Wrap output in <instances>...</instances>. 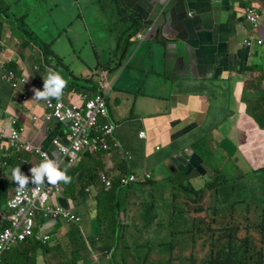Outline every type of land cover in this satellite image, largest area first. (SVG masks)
Returning <instances> with one entry per match:
<instances>
[{
  "label": "crops",
  "instance_id": "crops-1",
  "mask_svg": "<svg viewBox=\"0 0 264 264\" xmlns=\"http://www.w3.org/2000/svg\"><path fill=\"white\" fill-rule=\"evenodd\" d=\"M60 1L64 6L65 3L70 6L60 13L61 21L64 22V29L60 30L68 33V46L61 47H64V51L70 56L69 65L61 62L62 50L56 49L51 50L50 58H47L49 67L46 63L45 68L40 69V56H37L39 51L33 50L31 53L23 51L20 40L5 39L3 36L5 28L0 18V62L5 69L2 70V73L0 72V232L7 227L6 204L13 196L16 183L8 178L11 176L12 169L19 167L22 173L30 176L31 167L37 166L35 157L18 154L12 148L10 144L12 130L24 128L19 142L44 150L54 160L58 159V152L52 141L57 139L63 145H68L70 142L68 125L61 124L56 119L48 120L46 118L48 101L35 100L32 89L19 87L14 90L11 84L20 77H24L32 81L34 88L38 87L43 90V78H46L49 70L54 69L55 63H59L67 67L69 79L79 73V78H76L81 80V86L83 85L86 91H96L95 80L90 78L92 66L94 64L98 66V61L102 63V60L107 61L114 57L119 62V52L123 47L122 36L115 35L112 40H108L105 45L99 47L90 34L87 35L84 31L74 28L84 22L87 17L96 18L88 8L95 0ZM123 1L131 12L140 13V8L135 4L138 0ZM185 1L191 8L188 12H193L195 15L190 18L191 21L187 20L188 13L187 17H183L179 15L181 11L168 10L163 23H161L160 31L162 35L175 31L187 41L188 38L194 37V33L190 32L192 27L189 22L197 23L201 29L206 31V35L203 40L201 38L197 40L199 43L195 46L196 54L194 56L202 57L195 59L197 61L185 58V65H190V68L185 71H172L170 65L159 61L158 54L163 49L160 42H167V39L159 34L157 38H154L155 44L152 45V51L150 45V52L155 57V61L148 62L147 68L144 70L146 80L141 83V75H125L124 68L127 62H124L125 57L124 54L122 55V66L118 70L112 71V75L116 73L121 76L119 82L115 85L109 75L112 83L104 84L102 91L99 92L106 95L108 108L106 121L115 125L111 149L100 155H91L89 150L82 152L73 169H63L71 180L69 183L62 182L60 195L52 199L53 206L65 208L79 217L81 222L67 223L68 227H64L65 224L57 221H45L38 218L36 233L39 236H49L52 241L43 245L40 241L34 240V243L31 242L32 244L22 245L6 255L3 264H64L63 262L70 264L71 256L67 258L64 251L61 250V246L70 233L69 229L74 228L71 231L74 233L77 231L78 234H82L84 239H89L91 230L93 231L95 228V226H91V220L99 211L100 199H105L108 201L109 208L112 207L102 212L103 217L107 218L113 210L119 208L118 194L122 189L121 186L123 188L133 186L130 184L124 187L123 184H119L121 177L131 175L140 181L146 174L152 175L151 171H155L157 178H161L164 183L163 186L158 185L162 180L158 182L154 177L152 187L143 188L148 203L150 198L162 202L164 196L165 200L167 197L172 200V196L175 194L174 190L177 189L172 181L173 177L176 181H190L192 184H199L201 179H204L203 176H206L210 170L203 165L201 157L192 153V145L196 143L199 150L197 152H201L200 142L204 136L209 133L220 135L217 132L220 129L223 130L226 124L227 126L234 125V128H237L234 129L235 131H247L249 141L245 140V147L247 146L245 150V147L241 150L236 144L235 146L238 148L236 153L224 154L221 168H217L214 179L206 181V185L208 183L217 184L218 191L227 189L229 193L238 189L241 177L235 176L237 168L233 161L240 159L243 152L245 153L244 157L252 166L251 170L255 178L252 186L258 185L263 180L261 170L264 168V121L258 120L259 124L254 122L255 127L247 129L242 128L241 124L243 125L244 121L242 112L249 109V104H244L242 100H247L252 95L256 99L251 98V106L255 107L264 119V81H261L264 78V46L253 44L247 49V46L244 45L245 39L264 36V0ZM109 2L111 3L110 0ZM246 4L258 7L261 13L260 26L254 27L246 20L244 10ZM53 7L58 8V4L55 3ZM86 29L89 31L87 26ZM199 35L202 37V34ZM89 40L88 56L85 58L79 56L81 43L86 44ZM149 55L143 56L141 60L149 58ZM212 58L222 59L216 65L211 61ZM10 59L16 63L18 68L16 76L8 71L7 61ZM74 65L76 67L72 69ZM161 69H167L170 72V75L166 74V79H170L169 82L172 84L171 87L169 86L167 97H162L157 93V88L151 86V79L154 76L149 78L152 74L161 72ZM72 79L74 80V77ZM63 93L65 94H62L59 100L52 99L51 101H60L68 107H79L80 103L83 105L80 92L74 93L73 89H64ZM23 97H27V100L24 101ZM163 102L165 107L166 102L168 105L165 111L161 109ZM259 102H261L260 105ZM238 110H240L239 114ZM233 116H238V118H232ZM236 121L239 126L237 123L235 124ZM231 122L232 124H230ZM184 125L186 128L181 129ZM187 128L192 129L191 135L190 131L184 134V129ZM141 132L148 135L146 139L140 138ZM231 132L234 131L230 130ZM226 136L229 135L226 134ZM229 137L233 139L231 136ZM253 151L259 152L260 155L254 156ZM178 152L189 154V157L183 159L181 155V159L178 161L179 159L175 158L178 156ZM260 156L262 159H259ZM165 167L169 170V176L164 174ZM90 175H93L94 178L89 177ZM179 175H183V177H178ZM221 175H223V179H221ZM103 178L112 182L110 191L106 189ZM226 179L230 181L228 184H225ZM89 181L93 182L87 184L86 182ZM29 185L34 184L29 181ZM252 186L250 188L255 196L256 190H253ZM128 194L129 192L125 193L124 197H127ZM246 195H250L249 192ZM127 211L128 207L125 206V219ZM136 216L138 222L144 224L150 220L146 212L138 213ZM156 220L157 218H153V222ZM103 223L106 226L111 225V222L103 219L101 227ZM185 227L184 224H176L172 230L170 226L157 229L156 237L163 235V239H158L157 243L168 239L172 235L171 231L184 230ZM77 228L79 231L76 230ZM124 232L126 231L124 230ZM60 236L62 237L60 238ZM111 239L107 242L108 246L119 245L118 242H115L114 236ZM97 251L98 249L95 247L94 253L84 254V260L89 259L82 260L80 264H99L100 258H97L99 253H96ZM111 252L115 253L116 250ZM60 253L62 254L60 255Z\"/></svg>",
  "mask_w": 264,
  "mask_h": 264
},
{
  "label": "rangeland",
  "instance_id": "rangeland-1",
  "mask_svg": "<svg viewBox=\"0 0 264 264\" xmlns=\"http://www.w3.org/2000/svg\"><path fill=\"white\" fill-rule=\"evenodd\" d=\"M37 0H24L22 3L23 7L20 11H15L14 17L16 18V26L20 27L22 25L21 19L24 20L27 19L32 11L33 8H37L35 5ZM47 4L51 6L52 14L51 18L54 23L55 31L54 34L57 36L59 33V39L56 40V44L53 46L50 45V50H62V55L65 59H69V54H67L64 51V47L61 46H68V39H67V32H62L60 29H64L63 23L61 21L60 13L63 9L69 8L70 6H65L61 3L60 0H46ZM39 3V2H38ZM57 3L58 8H54L53 5ZM88 8L92 11V13H96L99 15L98 18L91 19L90 17H87L84 22H81L79 26H75L78 31H84V25L87 26L90 35L100 42V44L103 46L106 44L108 40H112V38L115 37V35H119L118 37H123L122 46L125 47L127 44V40L130 35H134L138 30H141L143 25L140 19L134 17L132 20H127L124 22L122 20L123 17H121L116 9L115 4L110 3L109 0H95L92 5H89ZM128 12H130L129 8ZM45 11V10H44ZM47 15H50L49 10L46 11ZM133 14L132 12H130ZM7 15L12 16L9 12H7ZM135 15V14H133ZM20 16H22L20 18ZM135 20H138V23L135 22ZM25 26V25H24ZM26 27V26H25ZM143 31H145V28H143ZM148 31V30H147ZM258 37V36H257ZM150 53V42L149 39H147L144 42H141L140 40L137 43H132L128 48V56H131V62L130 66L126 70L125 75L130 74L134 76H138L137 74H140L138 71V64L141 58L147 57ZM65 55V56H64ZM48 58L49 55L47 56ZM170 70V69H169ZM166 74L170 75V72L167 69H161V72L158 76H154L152 80V85L155 89L157 88V93L160 94L162 97H167L169 95V81L166 79ZM209 80V79H208ZM144 77L141 79V83H143ZM210 81V80H209ZM260 81V80H259ZM261 81H264V78L261 79ZM211 82V81H210ZM213 83V82H212ZM251 98H254V96H249L247 100H242L244 104H249L248 111L245 109L242 112V116L247 117L246 121H243V125L241 124L242 128H254V122L259 124L258 120L264 121L262 116L259 114V112L255 109V107H252L251 104ZM256 99V98H254ZM255 104V102H254ZM261 102H259V105ZM167 102L166 107L164 106V102L162 104L161 109L165 111L167 109ZM238 110V114H239ZM236 114V113H235ZM233 116L232 118H234ZM231 118V119H232ZM235 118H238L236 116ZM229 120V118H227ZM237 121L235 122V124ZM189 124V123H188ZM232 124V122L230 123ZM238 124V123H237ZM239 126V124H238ZM186 128V125H184L181 129ZM234 125L233 126H227V124L223 127V130L220 129L219 132H217L220 135H215L216 133H209L206 136H204V139L200 142L201 143V152H197L198 145L194 143L192 145L191 151L194 155H197L202 158L203 165L210 170V172L203 176L204 179H201L199 182L200 187H204L206 181H211L214 179L217 168H221V163L224 158V154H229L230 152L236 153L238 151L237 146L242 150L243 147H245V140L247 138L246 131H235ZM230 130H233L234 132L230 133ZM191 135L192 129L187 128L184 129V134L189 133ZM221 132V133H220ZM228 134L233 139H230L229 136H226ZM215 135V136H214ZM237 146H235L236 144ZM246 147L244 148V150ZM243 152V151H242ZM254 156L260 155L259 152L253 151L252 152ZM18 154H24V153H18ZM28 155V154H27ZM32 156V155H31ZM245 153L241 154L240 159H235L233 161L234 166L236 169L235 176H240L245 181H243V186H248V190L250 195L244 194V192H241V195H238L237 201L243 200L246 204L240 205L237 204L235 206L239 205L240 212L243 211L247 215L250 216L253 220L255 218L257 220H260L262 217V211H264V205H261L259 202L264 200H261L259 197H253V192L250 191L252 186L254 184L253 179V172L251 170L252 166L248 163L246 158L244 157ZM259 159H262L260 156ZM171 160V159H170ZM172 163V160H171ZM77 163L69 164L67 163L66 167H68L70 170L73 169ZM63 169H66L65 167ZM164 174L166 176H169V170H167V167H165ZM68 170V169H66ZM64 171V170H63ZM152 176L157 178V173L155 171H151ZM105 176V175H104ZM89 177L94 178L93 175H90ZM178 177H183V175H179ZM163 179L165 177H162ZM104 179V178H103ZM221 179H223V175H221ZM174 183L177 184L175 178L173 177L172 180ZM164 181L162 180L158 185H162ZM188 184V183H186ZM163 186V185H162ZM213 188V187H212ZM214 189V188H213ZM253 190H258V185L252 186ZM128 198L124 197L125 193H128ZM222 193V191H219ZM224 196L223 194H221ZM261 196V195H259ZM173 201L169 200L168 197L165 200L162 198V202L154 201L152 198H150V201L146 200L145 194L143 192V186L142 185H134L129 188H122L118 194V210H113L112 214L104 218L103 217V211L106 209H109L108 201L105 199H100V205L98 208V212L95 214V217L93 220H91V226H95L93 231L90 232V238L87 239V241H94L97 238H99V234L101 233V230H106L107 233H112L115 235V242H118L119 245L117 246L116 252L112 253L115 249V247H110L107 245V242L110 241L108 238H103L102 240L95 241L94 246L98 249L96 253H98V257L102 261L100 264H146V257L143 251L146 250V255L148 251H152L153 254L155 251H157L160 246L157 244L158 239H163V235L159 236L158 238L155 235V232L157 229H161L163 227H169V222L171 218V214L173 212ZM248 205V206H247ZM125 206L128 207L127 216L126 219L124 217V209ZM131 206H133L131 208ZM146 212V215L148 216V219L150 218L149 222L147 224H144L142 222H138V219L136 218L138 213ZM246 215V217H247ZM200 217V216H199ZM199 217L196 218V222L198 221ZM153 218H157L155 222H153ZM106 220L111 222L113 219V222L115 224L117 223V227H113L112 225L106 226V224L103 223L101 227L102 220ZM193 218L190 221V224L193 223ZM253 220L251 222H253ZM127 223V224H126ZM108 224V223H107ZM98 226L100 227L98 229ZM64 227H68V225H64ZM107 227H109V232L107 230ZM129 229L131 231L124 232V228ZM74 228H70V233L68 234V237L64 244L61 246V250L64 251L65 256L69 258L71 256V262H73L72 255L75 252V248L73 247V241L76 237V239H80L79 234L77 232L74 233ZM114 231L116 232L114 234ZM82 235V234H81ZM62 236H60L61 238ZM146 237V238H145ZM171 237V236H170ZM169 237V238H170ZM58 239V241L60 240ZM86 240V239H85ZM112 240V239H111ZM60 242V241H59ZM61 245V244H60ZM259 246H261L260 249L264 250V242L259 239ZM127 249H131L132 251H127ZM89 247H87L86 252H82L80 261L84 260L83 255L89 254ZM53 254V252L51 251ZM62 253H60L61 255ZM117 255H119V260L117 259ZM87 258L86 260H88ZM84 260V261H86ZM208 260V258H207ZM149 262H152V264H167L168 260L167 258H156V257H149ZM64 264H67L63 262Z\"/></svg>",
  "mask_w": 264,
  "mask_h": 264
},
{
  "label": "trees",
  "instance_id": "trees-1",
  "mask_svg": "<svg viewBox=\"0 0 264 264\" xmlns=\"http://www.w3.org/2000/svg\"><path fill=\"white\" fill-rule=\"evenodd\" d=\"M110 1L112 4H115L117 12L121 17H123L122 20L124 22H126L127 20H132L134 17L141 20V14L132 12L133 14H135L133 15L130 13L131 11L128 12V9L124 5L123 0ZM135 22L138 23V20H135ZM140 31L141 30H138L134 35L129 36L127 44L119 52V62L115 57L110 58V60L107 61L102 60V63L98 61V66H96L97 64H94L91 68L90 78L94 79L95 82H98L99 75L104 71L118 70V68L122 66V55L124 54L125 57L129 46L132 44L133 37L135 38L136 34H139ZM95 41L99 47H102L98 40ZM81 46L82 47L80 48L78 55L85 58V56H88L89 54L90 40L86 44L81 43ZM69 50L72 52L70 47ZM51 52L52 51L50 50V53ZM41 58L42 57H39L40 69L45 68L46 63L48 62V57H46V59L42 58L43 61ZM61 59L62 61H60L63 64L65 63L69 65L68 61H70V57L69 59H65L62 56ZM42 62L43 64H41ZM47 66L49 67L48 63ZM7 67L8 71L12 72L13 75L16 76L15 73L18 74L16 63H10L7 65ZM75 67L76 65H74L72 69H75ZM127 67L128 65L125 66L124 71ZM141 77H144L143 82H145V75H142ZM20 79L21 77L18 80ZM78 92L89 97H92L98 93L97 91L89 90ZM242 118L244 119V121L247 120V117L242 116ZM107 119L108 116L106 117V119H102L100 121L101 124H110L111 122H107ZM114 132L111 137H105L101 132H92V136L103 138L111 149ZM147 136L148 135H146L145 133V138H140L146 139ZM246 136V141H249L247 131ZM157 150H159V148H157ZM89 153L93 155L91 152ZM102 153H99L97 155H100ZM91 155L89 156L92 157ZM261 172H263V180L259 182V189L256 190V194H260L264 197V168L261 170ZM130 176L131 175L121 177L119 184H121L122 179L128 180ZM155 179L158 182L162 180L161 178ZM155 179L151 174L148 173L145 175L143 180L139 181L136 178V182L131 184L133 186L142 185L143 188H148L152 187ZM242 180L244 179L240 178L238 189H235L230 193L227 191V189H224L222 193H220L217 190V184L214 185L208 183L206 185L205 182L204 187H200L198 184L195 185L190 183V181H176L177 184L175 183L174 186L177 187V189L174 190L175 194L172 196V201L174 204L169 226L171 227V230L176 224H184L186 225V227L184 230L171 231L172 235L170 238L164 239L160 243H157L160 248L155 251L154 254L152 251H148L146 255V250L143 251L146 257V264H152V262L148 261L149 257L167 258V264H264V250L260 249L261 246H259V239L261 240L262 238V241L264 242V211H262V217L260 220H257L256 218L255 220H253L245 212H240L239 205L235 206L237 204H240L242 206L246 204L243 200H241L240 202L237 201L239 197L238 195H241V192H244V194H246V191L248 190V186H243L244 182ZM92 182L93 181H89L86 183L91 184ZM229 182V180H225V184H228ZM121 188L123 187L121 186ZM221 194H223L224 196H222ZM197 217H199V219L196 222ZM192 218L193 223L190 224ZM252 220L253 222H251ZM111 225L113 227H116V224L113 221H111ZM76 230L79 231V228H77ZM107 230L109 232V229ZM124 230H126L127 232L131 231L129 227L127 229L124 228ZM115 233L116 232L114 231V234ZM79 236L80 239H76V237L72 239L73 247L75 248V252L72 255V264L79 263L81 254L82 252L87 251V247H89V251H91L92 253H94L95 251V246L92 245L94 241L86 242L81 233H79ZM99 236L100 240H102L103 238L111 239L113 236L115 237V235H113V232L107 233L106 230H104V232H101ZM116 249L117 247L115 246V250ZM127 251L132 250L127 249ZM10 253H12V251L9 252L8 255ZM117 259L119 260V255H117Z\"/></svg>",
  "mask_w": 264,
  "mask_h": 264
},
{
  "label": "built area",
  "instance_id": "built-area-1",
  "mask_svg": "<svg viewBox=\"0 0 264 264\" xmlns=\"http://www.w3.org/2000/svg\"><path fill=\"white\" fill-rule=\"evenodd\" d=\"M245 18L251 25H257L261 13L256 6L249 5L245 10ZM253 44L263 45L264 37H250L244 40V45L247 47H251ZM10 63H13L11 59L7 61V64ZM0 70H5L1 62ZM11 86L14 90L19 87L31 89L32 82L22 77L20 80L14 81ZM80 97L83 105L79 107H68L60 101H48L46 104V118L48 120L56 119L59 123L67 124L69 129V145H63L57 139L53 141V146L56 147L58 152V159L55 162L60 170H62L61 167L69 169L66 167L67 163H76L82 152L86 150L91 151L92 154H99L110 149L103 138L92 136V132H101L103 136L111 137L115 130L113 124L103 125L100 122L108 116L106 95L97 93L89 97L81 94ZM26 99V97H23L24 101ZM23 133L24 129H14L11 133L10 144L17 153L32 155L37 159V165L41 163L45 156L51 158L47 152L41 149L28 144H21L19 141ZM140 137L145 138V132H141ZM103 182L106 189L110 191L112 182L105 179ZM135 182L136 177L130 176L128 180L122 179L121 184L126 186ZM61 183L62 181L56 185H48L45 178L44 185H27L22 190H18V185L15 183L13 196L6 204L8 226L0 232V264H3L4 258L9 252L18 248L28 239L33 238L38 218L63 223L80 221L79 218L74 217L71 212L63 207L52 205V199L61 193Z\"/></svg>",
  "mask_w": 264,
  "mask_h": 264
},
{
  "label": "water",
  "instance_id": "water-1",
  "mask_svg": "<svg viewBox=\"0 0 264 264\" xmlns=\"http://www.w3.org/2000/svg\"><path fill=\"white\" fill-rule=\"evenodd\" d=\"M35 5L37 8H33V11L31 15L27 19H21L22 25L20 27L16 26V18L14 17L15 11H20L23 7L22 3L24 0H0V18L1 22L3 23V26L5 28L4 38L9 39H18L21 42V49L23 51H29L30 53L35 50L39 51L37 56L42 57L43 59H46L47 55L50 54V45H54L55 41L59 39V33L57 36H55L54 31V23L51 18L52 14V8L49 6L46 2V0H37ZM136 4L140 8L141 13V22L143 27H146L148 29V35H149V42L151 45V51H152V45L154 44V38H157L159 34H161L160 27L162 26L161 23L164 21V17L168 10L173 11H181L179 13L180 16L187 17V13L189 14V18H187L188 21H191L190 18L195 16L193 12H188L191 10L189 8V4L186 3L185 0H140L137 1ZM252 5V4H251ZM255 6V5H254ZM247 4L245 5L244 10H246ZM47 9L50 12V15H47L46 11ZM45 10V11H44ZM7 12L12 14V16L7 15ZM22 16H20L21 18ZM189 24L191 25V33H194V37H190L185 41L181 35H179L177 32L172 31L170 34L165 33L162 35L167 39V42L161 41L160 45L162 46V51L158 54V58L160 63L164 62L167 65L171 66L172 71H185L190 68V65H185V58L187 60L194 61L195 59H200L202 56H194L196 54V45L199 43L197 41L198 39H204L206 35V31L201 29L199 25L195 22H192ZM26 27H25V26ZM254 27L260 26V22L257 25H252ZM152 31L153 34H152ZM84 32L85 34L89 35V31L86 29V25H84ZM152 34V35H151ZM202 34V37L199 35ZM196 36V37H195ZM198 36V38H197ZM264 36H259V38H263ZM194 45V46H193ZM264 46V45H262ZM248 49V47H247ZM126 53L124 62H127V65L129 67V63L131 62V58ZM222 58L214 59L212 58L211 61L217 65V63L220 62ZM149 61H155V57L152 56V52H150L149 58L145 59L144 61L140 60L138 64V71L140 72L139 75H144V70L147 68ZM197 61V60H195ZM126 68V70L128 69ZM54 70L56 72H59L60 75L67 81V86L64 89H73L74 93L78 92V90L84 92L85 87L81 84V80H77L79 78V75L72 76L74 77V80L72 77L68 78V69L62 64L55 63ZM2 73V70H0ZM208 72V71H207ZM0 73V74H1ZM206 73V72H203ZM160 74V71L156 74H152V76H158ZM109 75H111L113 79V83L115 82V85L120 80V75L113 73L111 71H104L99 75L98 82H95V90L99 93L102 91V87L107 82L112 83V80L109 78ZM77 77V78H76ZM166 78V77H165ZM170 81V79L168 80ZM169 86L171 87L172 84L169 82ZM90 91V90H89ZM65 93H63L64 95ZM79 104V103H77ZM193 153V152H192ZM176 156V159L181 158L185 159L189 157V154H182V152H178ZM182 155V157H181ZM181 157V158H180ZM174 161V160H173Z\"/></svg>",
  "mask_w": 264,
  "mask_h": 264
},
{
  "label": "clouds",
  "instance_id": "clouds-1",
  "mask_svg": "<svg viewBox=\"0 0 264 264\" xmlns=\"http://www.w3.org/2000/svg\"><path fill=\"white\" fill-rule=\"evenodd\" d=\"M91 13H92V11H91ZM139 14H141V13H139ZM143 28H145V31H143V29H142V31L139 34H136L135 38L133 37V39H132V43H137L139 40L141 42H144V41H146L149 38L148 31H147L148 29L146 27H143ZM153 32L154 31H152V34H153ZM139 36H141V37H139ZM259 46H261V45H259ZM129 58H131V56H129ZM66 86H67V81L60 75L59 72H56L54 70H49L46 78H43V90L38 89V87H35L34 88L33 87V83H32V88L31 89H32V91L34 93L33 99H35V100L49 101V102L52 99L59 100L60 97L62 96L63 90H64V88ZM53 141H52V144H53ZM37 149H39V148H37ZM42 151H44V150H42ZM79 159H80V157H79ZM79 159H78V161H79ZM61 169L62 170L59 169V167L57 166V164H56V162H55L54 159H51V158H48L47 156H45V158L41 161V163L39 165L31 167V169H30L31 175L30 176L22 173L21 172V169L19 167H17V168L12 169L11 176L8 177V178L10 180L16 182V184L18 185L17 186V189L18 190H22L27 185H29V181H31V183L34 184V185H36V186L44 185L45 184V178H46V180L48 182V185H56V184H58L61 181L64 182V183H69L70 180H71V178L67 175L66 171H63V167H61ZM255 195H257V196H253V197H259L261 200H264V197L263 196H259L260 194H255ZM259 203L261 205H264V202H262V201H260ZM73 216L76 217V218H79V217H77L75 215H73ZM6 218H7V216H6ZM37 220H36V227H35V232H34L33 238L28 239L27 241H25L24 243H22L19 247H21L22 245H25V244H27L29 242H33L34 243V240L40 241V243L43 244V245H47V244H49L52 241L51 237H49V236H39L36 233ZM79 220H80L79 222H74V223L75 224L76 223H80L81 222V219L79 218ZM6 222H7V220H6ZM57 222L62 223V224H67V223H63V222H60V221H57ZM7 226H8V223H7ZM101 232H104V230H101ZM97 241H98V239H97ZM86 242H88V241L86 240ZM92 245L94 246V243H92ZM18 248H16V249H18ZM16 249H14V250H16ZM101 261L102 260L99 259V264H100ZM97 262H98V259H97ZM69 263L72 264L71 259H70Z\"/></svg>",
  "mask_w": 264,
  "mask_h": 264
},
{
  "label": "flooded vegetation",
  "instance_id": "flooded-vegetation-1",
  "mask_svg": "<svg viewBox=\"0 0 264 264\" xmlns=\"http://www.w3.org/2000/svg\"><path fill=\"white\" fill-rule=\"evenodd\" d=\"M95 16H96V18H98V17H99V15H97L96 13H95Z\"/></svg>",
  "mask_w": 264,
  "mask_h": 264
}]
</instances>
